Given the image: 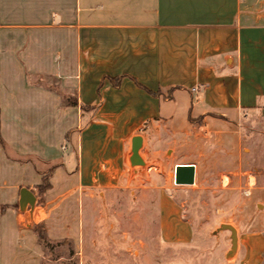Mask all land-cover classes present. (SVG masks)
I'll list each match as a JSON object with an SVG mask.
<instances>
[{"label": "crops", "instance_id": "1", "mask_svg": "<svg viewBox=\"0 0 264 264\" xmlns=\"http://www.w3.org/2000/svg\"><path fill=\"white\" fill-rule=\"evenodd\" d=\"M230 150H264V0H0V264H44L35 225L78 264H125L87 251L136 203L163 244H187L168 172L192 163L196 183ZM235 255L264 264V230L237 233Z\"/></svg>", "mask_w": 264, "mask_h": 264}, {"label": "rangeland", "instance_id": "2", "mask_svg": "<svg viewBox=\"0 0 264 264\" xmlns=\"http://www.w3.org/2000/svg\"><path fill=\"white\" fill-rule=\"evenodd\" d=\"M230 151L229 161L222 154L204 155L203 169L194 184L177 185L173 182V169L168 172V193L176 199L183 219L192 226L187 244H163L153 233L155 220L151 218L152 212L146 211L149 207L136 203L132 208L136 218L129 219V224L126 219H119L122 229L115 234H107L113 220L110 213L98 221L106 234L98 237L108 249L87 251L89 261L103 257L125 264H146L149 258V264H239L235 252L229 253L230 231L219 227L230 224L240 235L264 230V150ZM209 157L214 158V164L207 163ZM106 210L111 212L109 207ZM127 226L134 230L125 236L122 232ZM35 227L41 231L40 225ZM113 243H120L121 247L128 244L135 252L112 251ZM48 244L44 248V264H78L79 256H74L75 251L65 243ZM68 256L70 260H63Z\"/></svg>", "mask_w": 264, "mask_h": 264}, {"label": "water", "instance_id": "3", "mask_svg": "<svg viewBox=\"0 0 264 264\" xmlns=\"http://www.w3.org/2000/svg\"><path fill=\"white\" fill-rule=\"evenodd\" d=\"M141 144L140 136H135L132 139V156L130 157L131 164H142L138 156V149ZM173 182L177 185H191L195 182V166L192 163L177 164L172 174ZM36 197L27 187L19 189L18 208L22 212H27L29 216L32 215ZM219 229L230 231V250L229 253L236 251L237 247V231L235 227L230 224H221Z\"/></svg>", "mask_w": 264, "mask_h": 264}, {"label": "trees", "instance_id": "4", "mask_svg": "<svg viewBox=\"0 0 264 264\" xmlns=\"http://www.w3.org/2000/svg\"><path fill=\"white\" fill-rule=\"evenodd\" d=\"M47 188H49L48 179H47V177H44L43 183L38 187V191H39V193H43ZM36 233L38 235V238L44 244V246L49 245L48 244L49 242L47 241L46 237L44 236V234L40 230H36Z\"/></svg>", "mask_w": 264, "mask_h": 264}, {"label": "built area", "instance_id": "5", "mask_svg": "<svg viewBox=\"0 0 264 264\" xmlns=\"http://www.w3.org/2000/svg\"><path fill=\"white\" fill-rule=\"evenodd\" d=\"M195 89V88H194Z\"/></svg>", "mask_w": 264, "mask_h": 264}]
</instances>
